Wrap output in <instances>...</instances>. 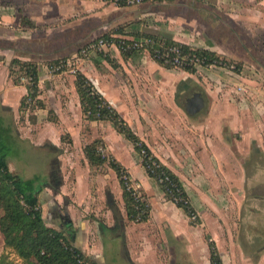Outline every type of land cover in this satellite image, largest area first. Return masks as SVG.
Instances as JSON below:
<instances>
[{
	"label": "crops",
	"instance_id": "1",
	"mask_svg": "<svg viewBox=\"0 0 264 264\" xmlns=\"http://www.w3.org/2000/svg\"><path fill=\"white\" fill-rule=\"evenodd\" d=\"M106 33L171 38L215 51L240 67L191 72L159 63L146 49L128 55L115 44L88 59L78 56L84 44ZM62 58L77 64L180 178L198 223L165 196L112 120L83 113L76 75L50 73L48 61ZM14 59L38 62L43 106L23 105L29 88L16 75L21 63ZM0 129L50 153L24 178H38L46 224L66 228L95 264H211L214 240L224 264H264V0H158L139 6L20 0L2 6ZM92 143L108 152L100 165L86 155ZM112 161L142 182L150 204L146 220L131 219ZM2 255L10 264H24L5 246L0 230Z\"/></svg>",
	"mask_w": 264,
	"mask_h": 264
},
{
	"label": "trees",
	"instance_id": "2",
	"mask_svg": "<svg viewBox=\"0 0 264 264\" xmlns=\"http://www.w3.org/2000/svg\"><path fill=\"white\" fill-rule=\"evenodd\" d=\"M24 22H30L27 18H23ZM31 23V22H30ZM121 27L114 30L120 31ZM110 33V32H109ZM109 33L104 34L105 36ZM148 36L162 39L166 44H176L183 51L192 55L206 56L209 60L214 58H223L224 56L219 53L206 48L194 47L186 43L172 40L171 38L160 37L154 34H148ZM125 54H130L131 51H124ZM159 63L173 67L170 64L165 63L161 59H156ZM14 63H21V75H25L30 79L28 84L29 93L33 95L34 103L31 107L43 106L42 102L38 98V82H39V67L37 61H20L13 60ZM234 61V60H231ZM60 62H67L66 59L50 60L48 64L50 66L57 65ZM236 62V61H235ZM237 63V69L240 65ZM185 70L194 72L196 68L185 67ZM19 75L18 78L21 76ZM76 88L78 90L83 113L93 119H110L112 120L117 129L129 138L142 156L143 164L151 162L152 159L157 160L162 164V167L166 170L170 176L169 183L167 185H174L177 193L184 199H190L185 187L183 186L180 178L169 169L150 149V147L129 127L127 122L120 116V114L112 107V105L104 98L105 107L100 106L99 97L102 96L100 92L95 93L93 89L98 91L96 87L91 83L88 77L78 72L75 79ZM27 96L23 99V105L26 107ZM96 143L87 145L86 155L93 164H102L105 161L97 150ZM145 151V154L143 153ZM8 155L5 151H1L0 148V207L2 213L0 215V230L3 234L5 246L13 249L22 259L24 264H85L84 261L88 260L92 264H95L94 260L85 255L73 241L67 236L66 228L56 229L46 224L42 209H41V190L42 188L37 184L38 178L26 179L20 174L13 172L7 161ZM115 166L118 175L120 176L121 165L112 161ZM159 168L156 169L157 176L160 173ZM151 176H156L150 173ZM160 186L164 189V183H160ZM180 189V190H177ZM129 215L132 220H136L138 215H141V219L138 221H144L148 218L149 213L141 214L135 208L134 199L131 194L124 189ZM165 196L170 199L171 195L166 192ZM178 206L183 207L188 215L193 211H196L193 205L185 204L183 202L176 203ZM199 222V218L195 223ZM0 264H10L6 262V256L2 255L0 258ZM211 264H224L223 260L217 250L215 244L211 245Z\"/></svg>",
	"mask_w": 264,
	"mask_h": 264
},
{
	"label": "built area",
	"instance_id": "3",
	"mask_svg": "<svg viewBox=\"0 0 264 264\" xmlns=\"http://www.w3.org/2000/svg\"><path fill=\"white\" fill-rule=\"evenodd\" d=\"M113 1L118 5H125V6H139L144 3L158 1V0H109ZM116 45L119 47L121 51H136L140 49L148 50L155 59H161L165 63L172 65L176 68H185V67H194L198 69L199 67H208V68H217L221 67L224 69L230 70H237V63L235 61H231L226 57L221 58H214L213 60H209L206 56H199V55H192L183 51L178 45L176 44H166L164 40L157 39L151 36H144L139 38H128L127 36H100L94 40L89 41L86 45L82 48V54L88 56L90 53L94 51L104 50L105 47ZM68 62H60L57 65L50 66L48 64V69L52 75H56L58 73H62L65 71ZM67 65V66H66ZM77 72V71H74ZM21 82L29 84L30 79L25 76L21 75L19 77ZM95 93H98L95 89H93ZM100 99V106L105 107V100L104 96L99 97ZM34 103L33 95L28 92L27 94V101L26 107L30 108L31 105ZM98 152L103 158H108V152L105 147L100 146L98 147ZM145 154V151L143 152ZM143 161V158L141 156ZM147 171L153 173L154 175L157 173L156 169L159 168L160 173L157 176H152L159 184L164 183V193L168 192L171 195L170 200L174 203L183 202L185 204H190V199H184L181 197L176 191V187L174 185H167V182L170 181V176L167 174L166 170L162 167V164L155 159H152L151 162L147 164H143ZM149 173V172H148ZM122 186L126 189L134 199L135 208L141 214L149 213L150 212V204L149 201L144 193L143 184L140 180L135 179L131 173L122 166L120 170L119 176ZM177 190H180L177 188ZM192 204V203H191ZM192 222H196L199 218L198 212L193 211L189 215ZM141 219V215H138L136 221ZM85 264H92L90 261H84Z\"/></svg>",
	"mask_w": 264,
	"mask_h": 264
},
{
	"label": "rangeland",
	"instance_id": "4",
	"mask_svg": "<svg viewBox=\"0 0 264 264\" xmlns=\"http://www.w3.org/2000/svg\"><path fill=\"white\" fill-rule=\"evenodd\" d=\"M20 0H0V11L2 9V6L5 7H14V5L18 4ZM6 26L12 27V25L7 24ZM101 36H105L104 34ZM100 37V36H98ZM96 37V38H98ZM95 38V39H96ZM94 40V39H93ZM84 44L77 52L79 57L88 59L90 56L93 54L90 53L88 56L82 54V48L85 46ZM66 59V58H65ZM50 61V60H49ZM48 61V62H49ZM72 61V60H71ZM47 63V61H46ZM68 65V66H67ZM66 66L65 71L68 72L69 74H77V64L74 63H68ZM77 71V72H74ZM21 70L20 72L17 71L16 75L19 76L21 75ZM67 138V137H66ZM0 148L1 151H5L8 155V157L11 159L10 161V167L15 170L16 172L20 173L22 177L27 176L30 174V172H34L35 168L37 169L38 167L42 166L41 162V157L42 155L50 154L46 150L42 149H37L34 148L30 145V143L26 140H22L19 138H15L14 135L9 134L8 131L0 129ZM217 193L212 194V197L217 198ZM2 213V209L0 207V215ZM230 217V216H229ZM230 221H232V217H230ZM210 237L213 238V235L209 234ZM225 237H228V233L225 234ZM212 244H215V240ZM226 261L228 259L226 258ZM229 264V262H228Z\"/></svg>",
	"mask_w": 264,
	"mask_h": 264
}]
</instances>
